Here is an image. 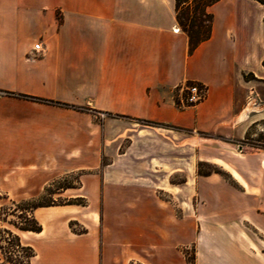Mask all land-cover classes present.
<instances>
[{
	"label": "crops",
	"instance_id": "obj_1",
	"mask_svg": "<svg viewBox=\"0 0 264 264\" xmlns=\"http://www.w3.org/2000/svg\"><path fill=\"white\" fill-rule=\"evenodd\" d=\"M175 1L0 0V191L39 193L61 174L103 163L101 174L80 175L76 189L105 205L116 188L106 184V166L164 163V138L140 136L115 118L97 122L90 112L4 91L180 124L172 93L198 81L207 93L187 112L190 125L209 130L264 118L253 106L264 102V0L208 5L210 35L191 52ZM37 42L40 52L33 50ZM251 89L255 103L247 105ZM250 209L255 213L247 221L261 235L255 236L256 250L244 251L245 239L233 227L207 236L199 224L194 264H264V198ZM78 211L74 204L33 211L42 229L15 231L34 250L27 264H128L137 255L138 237L129 251L117 241L111 250L100 218L84 232L73 231ZM139 242L143 250L147 243Z\"/></svg>",
	"mask_w": 264,
	"mask_h": 264
},
{
	"label": "rangeland",
	"instance_id": "obj_2",
	"mask_svg": "<svg viewBox=\"0 0 264 264\" xmlns=\"http://www.w3.org/2000/svg\"><path fill=\"white\" fill-rule=\"evenodd\" d=\"M187 1L189 5L180 4L178 11L182 22L189 29L206 30L209 15L204 8L209 0ZM178 94L177 87L172 97L180 124L113 116L94 111L90 106H77L81 111L92 113L97 122L115 118L122 128L139 130L140 136L164 138V163L133 161L106 166V184L116 188L106 196L105 205L98 202V196L84 195L76 189L80 175L101 174L106 165L103 163H89L87 167L61 174L47 190L39 193L7 195L0 191V206H5L6 220H21L12 201L18 203L41 194L42 201L52 199L55 203L73 202L78 206L80 221L70 223L75 232H84L92 220L97 222L100 218V230L110 241L111 250L112 241H117L122 250L129 251V242L138 237L136 250L139 252L128 264L194 263V238L199 224L207 228V236H223L225 228L233 227L245 239L241 243L243 250H256V237L261 235L250 227L247 219L255 213L250 205L264 198V148L260 147L264 146V118L254 116L209 130L202 125L193 126L187 117L192 106H182ZM247 95V105L255 103V92L249 90ZM253 106L256 107L254 111H264V102L260 100ZM127 142L122 139V145ZM65 184L76 188L61 193L56 191ZM135 202L139 203L137 209ZM249 235L254 239L249 240ZM139 240L147 243L143 250L139 249ZM1 245L4 256L10 259H21L24 255L3 241ZM0 264H10L1 252Z\"/></svg>",
	"mask_w": 264,
	"mask_h": 264
},
{
	"label": "trees",
	"instance_id": "obj_3",
	"mask_svg": "<svg viewBox=\"0 0 264 264\" xmlns=\"http://www.w3.org/2000/svg\"><path fill=\"white\" fill-rule=\"evenodd\" d=\"M216 0H209L208 2L205 3V8L204 11L206 12V7L208 5H210L211 3H213ZM180 4L183 5H189L187 0H176L175 1V6H176V20L179 24V26L181 27V29L186 33L187 37H188V45H189V52H191L200 42H202L203 40L207 39L210 35V15H209V26L206 30H192L187 28V25L185 23L182 22L181 18L179 17L178 11L180 9ZM207 14V13H206ZM262 64L264 65V59L262 61ZM249 75H244V77H248ZM4 93L6 95H17V96H23V97H29V98H33V99H38L40 101H44L47 103H51V104H55L58 106H62V107H67V108H73V109H79L77 106L72 105V104H68V103H64V102H59V101H53V100H45V99H39L36 97H31V96H26V95H22V94H16L14 92H10V91H4ZM262 148H264V146H260ZM63 179L64 177L61 176ZM57 178V177H56ZM56 178H53L52 180H50L46 186H44L43 191L47 190L48 186L52 185L54 182L57 181ZM78 184H79V180H78ZM68 188H76L73 185L70 184H65L62 186H59L56 188L57 192H63L64 190L68 189ZM42 195H37V196H33L27 199H21L20 201H18V203H15L14 201H12V203L14 204L15 208L19 211V215L18 217L21 218V220L19 222L16 221H7L5 218V206L1 205L0 206V221L2 223V226L0 227V252L3 255V259L10 264H27L30 259L34 256V250L32 249L31 246L29 245H24L22 244L20 237L18 236V234L15 231H33V232H39L42 227L41 224L36 220V218L33 215V211L38 208V207H43V206H53V205H67V204H75L73 202H63V203H55L54 200H49V201H42ZM14 214V213H13ZM7 223L9 226H3V224ZM3 234V237H2ZM2 239V240H1ZM5 242L7 244L10 245V247L13 249H17L19 251H22L24 253V255L21 257V259H10L7 256H4V252L3 250V246L1 245V243ZM8 252H10V250H8ZM190 264H194L191 263Z\"/></svg>",
	"mask_w": 264,
	"mask_h": 264
},
{
	"label": "built area",
	"instance_id": "obj_4",
	"mask_svg": "<svg viewBox=\"0 0 264 264\" xmlns=\"http://www.w3.org/2000/svg\"><path fill=\"white\" fill-rule=\"evenodd\" d=\"M178 30V28L176 29ZM41 44L37 42L33 46V50L36 52L41 51ZM179 91V103L182 106H195L200 103L206 96V86L198 81L184 82L178 86ZM253 93V90H250Z\"/></svg>",
	"mask_w": 264,
	"mask_h": 264
},
{
	"label": "bare ground",
	"instance_id": "obj_5",
	"mask_svg": "<svg viewBox=\"0 0 264 264\" xmlns=\"http://www.w3.org/2000/svg\"><path fill=\"white\" fill-rule=\"evenodd\" d=\"M243 115V114H242Z\"/></svg>",
	"mask_w": 264,
	"mask_h": 264
}]
</instances>
